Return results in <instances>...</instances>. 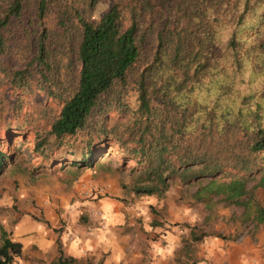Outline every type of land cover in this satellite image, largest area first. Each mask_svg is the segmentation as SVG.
<instances>
[{
    "label": "trees",
    "instance_id": "16d2710c",
    "mask_svg": "<svg viewBox=\"0 0 264 264\" xmlns=\"http://www.w3.org/2000/svg\"><path fill=\"white\" fill-rule=\"evenodd\" d=\"M100 1L0 0V88L58 103L44 116L67 150L63 168L91 169L101 149H117L137 195L198 185V202L253 206L264 228L254 195L264 189V0H115L94 21ZM8 160L0 148V176ZM58 250L54 264L79 263ZM22 254L0 226V264Z\"/></svg>",
    "mask_w": 264,
    "mask_h": 264
},
{
    "label": "rangeland",
    "instance_id": "374dc122",
    "mask_svg": "<svg viewBox=\"0 0 264 264\" xmlns=\"http://www.w3.org/2000/svg\"><path fill=\"white\" fill-rule=\"evenodd\" d=\"M114 1L101 0L92 19L100 20ZM36 92L21 98L11 89L0 88V148L9 159L0 176V226L13 241L42 237L49 242L57 240V246L58 243L64 246L61 238L74 230V225L94 226L92 204L106 198L122 202L125 211L127 208L137 211L133 220L125 213L130 218L127 233L131 241L125 261L119 264H221L223 246L214 243L224 240L217 241L214 235L249 236L260 241L255 236L263 227L255 226L252 220L255 207L251 206L248 211L225 207L216 199L200 203L195 198L198 185L185 187L175 182L163 198L137 195L133 192L135 178L129 168L125 169L117 149H101L100 162L91 169L63 168L67 150L58 149L48 136L51 118L44 116L46 112L57 115L58 103L46 92ZM128 101L136 105L135 95H130ZM110 116L115 118L117 112L111 111ZM8 123L17 127L16 130L8 128ZM82 147L79 143L75 151ZM222 181L229 182L231 178ZM254 195L264 207V189H257ZM100 213L103 212L98 213L102 217ZM100 222H97L99 227ZM194 227L208 235L200 243H193L189 236ZM169 233L172 240L165 238ZM29 247L33 252L41 249L37 244ZM87 260L78 264L91 261ZM44 264L54 262L48 260Z\"/></svg>",
    "mask_w": 264,
    "mask_h": 264
},
{
    "label": "crops",
    "instance_id": "0c3cea01",
    "mask_svg": "<svg viewBox=\"0 0 264 264\" xmlns=\"http://www.w3.org/2000/svg\"><path fill=\"white\" fill-rule=\"evenodd\" d=\"M149 202L151 206L153 200ZM92 205L94 215H91V223L94 226H84V228L83 225L77 224L69 234L65 233L61 238L65 255L78 260L79 263H82L83 260L88 261V258L91 259L90 262L95 259L92 263L97 261L100 264L102 262L104 264H119L125 261L130 248L128 244L131 241V236L127 233V219L130 218H127L125 213L128 212L133 220L137 211L133 208H127L125 211V205L122 202L109 198ZM100 211L105 213V215L100 213L102 217L105 216L104 219L98 216ZM97 222H100L101 227L97 225ZM171 237L172 235L169 233L165 238L171 239ZM256 238H260V241L253 240L249 236H241L239 238V240L242 239L241 243L225 240L222 243L215 242V245L223 246L221 264H264V242L262 241L264 228L260 230L259 235L255 236ZM56 241L49 242L42 237H30L25 241L19 239L23 245V254L17 264H44L48 260L55 262L59 257ZM44 242H46L45 247L43 246ZM30 244L40 245L41 249L33 252L29 247Z\"/></svg>",
    "mask_w": 264,
    "mask_h": 264
}]
</instances>
